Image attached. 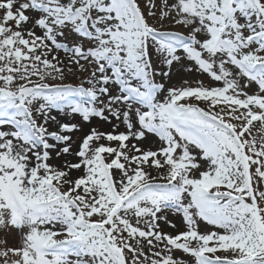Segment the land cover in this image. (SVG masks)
<instances>
[{"label": "snow or ice", "instance_id": "obj_1", "mask_svg": "<svg viewBox=\"0 0 264 264\" xmlns=\"http://www.w3.org/2000/svg\"><path fill=\"white\" fill-rule=\"evenodd\" d=\"M0 231L3 264H264V0H0Z\"/></svg>", "mask_w": 264, "mask_h": 264}, {"label": "rangeland", "instance_id": "obj_2", "mask_svg": "<svg viewBox=\"0 0 264 264\" xmlns=\"http://www.w3.org/2000/svg\"><path fill=\"white\" fill-rule=\"evenodd\" d=\"M78 78L79 77H76V79H78ZM71 79L72 78H70L69 82H71ZM175 79H176V83L175 84L177 86H179L184 79H187L190 83L194 84L195 81L198 79V77L195 74H193V75L182 74V75H179V76H175ZM204 82L205 83H209V81H208V79L206 77L204 78ZM258 128H259V125H257L256 128L253 129L254 133L260 134V133L257 132ZM172 219H173L174 223H177L179 221L175 217H172ZM165 230L171 231V229L167 228L166 226H165ZM3 239H7L8 240V246H14L16 244V238H15L14 233L6 234L5 232L0 231V240H3ZM0 247H3V245H0ZM0 264H3V259L2 258H0Z\"/></svg>", "mask_w": 264, "mask_h": 264}, {"label": "bare ground", "instance_id": "obj_3", "mask_svg": "<svg viewBox=\"0 0 264 264\" xmlns=\"http://www.w3.org/2000/svg\"><path fill=\"white\" fill-rule=\"evenodd\" d=\"M173 83H176V79H175V77H174ZM176 224H177V227H178V228H179V227H182L180 221H178Z\"/></svg>", "mask_w": 264, "mask_h": 264}]
</instances>
